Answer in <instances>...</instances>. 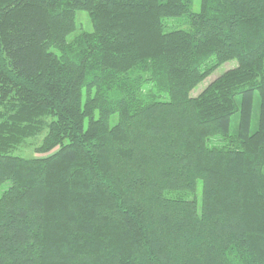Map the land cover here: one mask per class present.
Segmentation results:
<instances>
[{"label": "trees", "instance_id": "16d2710c", "mask_svg": "<svg viewBox=\"0 0 264 264\" xmlns=\"http://www.w3.org/2000/svg\"><path fill=\"white\" fill-rule=\"evenodd\" d=\"M192 2L0 0V264H264V0Z\"/></svg>", "mask_w": 264, "mask_h": 264}, {"label": "rangeland", "instance_id": "374dc122", "mask_svg": "<svg viewBox=\"0 0 264 264\" xmlns=\"http://www.w3.org/2000/svg\"><path fill=\"white\" fill-rule=\"evenodd\" d=\"M193 12H199L200 10V0H193ZM165 24L167 26V29L169 30H184L188 31L189 26L185 22V19H168L165 21ZM93 26L89 17V14L85 11H79L76 14V27L73 33L68 36L67 40L68 42L72 41L76 36L80 35L81 33L85 32H92ZM238 66V63L236 61H231L228 63L223 64L220 66L212 76L207 78L205 81H203L199 86L194 89V91L191 93L193 97L198 96L201 94L207 86L218 76L223 75L226 71L234 69ZM149 89V88H148ZM162 100H167V96H163L161 98ZM47 132L44 131L42 134H40L38 137L27 140L24 144H22L18 149L12 152V155L24 157V158H33L34 156H42L41 153L36 150L39 148V146L42 144ZM217 144V140H212L211 145ZM8 187V184L5 186L0 187V198L3 194V191ZM199 195L201 196L202 192V184L200 183L199 186Z\"/></svg>", "mask_w": 264, "mask_h": 264}]
</instances>
